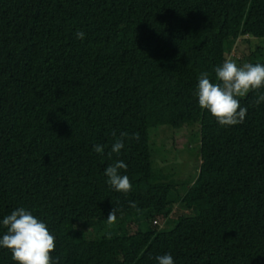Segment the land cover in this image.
Listing matches in <instances>:
<instances>
[{
  "label": "trees",
  "instance_id": "1",
  "mask_svg": "<svg viewBox=\"0 0 264 264\" xmlns=\"http://www.w3.org/2000/svg\"><path fill=\"white\" fill-rule=\"evenodd\" d=\"M240 37L247 62L264 64L251 43L264 38V0H0V220L31 211L55 236L57 264H158L165 253L175 264H264V87L239 98L247 115L232 126L194 95ZM152 111H169L176 128L197 114L198 170L180 195L152 174ZM113 131L128 133L119 154ZM117 160L128 193L107 183ZM111 208L172 225L95 237ZM11 255L0 247V264H17Z\"/></svg>",
  "mask_w": 264,
  "mask_h": 264
},
{
  "label": "clouds",
  "instance_id": "2",
  "mask_svg": "<svg viewBox=\"0 0 264 264\" xmlns=\"http://www.w3.org/2000/svg\"><path fill=\"white\" fill-rule=\"evenodd\" d=\"M78 39L83 40L85 33L78 31ZM214 79L210 78L207 71L198 76V83L194 95L198 98V105L206 109L221 126H232L243 123L247 115V107H242L239 98L245 97L250 91L264 87V64L243 63L237 65L236 61L226 58L215 66ZM264 101V96L258 97L256 103ZM114 143L111 153L119 154L124 148L123 138L128 133L121 132L119 137L112 132ZM132 138L139 139L134 133ZM93 150L96 153L104 151V145L95 144ZM127 165L120 160L107 166L104 173L107 183L117 192L128 193L132 184L127 175H122L120 169L126 170ZM131 206H135L131 202ZM116 209L111 208L107 215V223H116ZM0 224L6 228V232L0 235V247L11 251V258L17 264H57V258L51 253L55 250V236L49 231L45 222L32 214L24 207H18L0 220ZM110 236V233H109ZM158 264H175L169 253L155 257Z\"/></svg>",
  "mask_w": 264,
  "mask_h": 264
},
{
  "label": "rangeland",
  "instance_id": "3",
  "mask_svg": "<svg viewBox=\"0 0 264 264\" xmlns=\"http://www.w3.org/2000/svg\"><path fill=\"white\" fill-rule=\"evenodd\" d=\"M251 43L264 46V38L252 39ZM232 44L231 42L228 43L226 48L228 51L232 49L236 52L233 60L236 61L237 65L248 63L245 57L249 45L246 42V37H240L237 39L235 45ZM233 53L231 51V54ZM151 98L158 97L153 95ZM150 105L153 106V109L157 110L162 106H168L169 99L156 100ZM164 118L158 120L157 113L151 112L148 129L152 174L154 177L157 176V178L162 180L157 183H175L176 188L173 194L180 195L197 174L199 165V121L197 114L194 112L188 117V121L176 128V126H172L169 111ZM157 183L155 185H158ZM146 218L148 219L146 221L148 225L144 222ZM155 218L158 219V217L152 216L151 214L137 212L117 217L116 223L113 225H109L107 218H103L96 222L91 228L90 233L95 237H100L106 231L122 235L130 233L136 227L139 230H144L147 226H153L152 221ZM159 225L167 229L171 227L172 223L159 219Z\"/></svg>",
  "mask_w": 264,
  "mask_h": 264
},
{
  "label": "built area",
  "instance_id": "4",
  "mask_svg": "<svg viewBox=\"0 0 264 264\" xmlns=\"http://www.w3.org/2000/svg\"><path fill=\"white\" fill-rule=\"evenodd\" d=\"M153 223H154V224H158V225H159V219H157V218H156V219H154V220H153Z\"/></svg>",
  "mask_w": 264,
  "mask_h": 264
}]
</instances>
